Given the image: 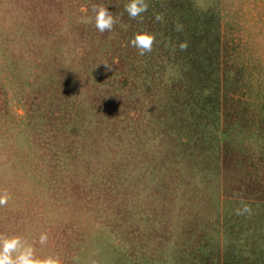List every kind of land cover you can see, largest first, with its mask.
<instances>
[{
    "label": "rangeland",
    "instance_id": "obj_1",
    "mask_svg": "<svg viewBox=\"0 0 264 264\" xmlns=\"http://www.w3.org/2000/svg\"><path fill=\"white\" fill-rule=\"evenodd\" d=\"M128 2L0 0V234L60 264H264V0Z\"/></svg>",
    "mask_w": 264,
    "mask_h": 264
},
{
    "label": "clouds",
    "instance_id": "obj_2",
    "mask_svg": "<svg viewBox=\"0 0 264 264\" xmlns=\"http://www.w3.org/2000/svg\"><path fill=\"white\" fill-rule=\"evenodd\" d=\"M147 0H129L125 5V11L128 16L136 20L142 18L143 14L148 11ZM95 12L94 21L96 29L103 33L105 31L111 32L116 19L112 12L106 6L94 8ZM163 17L160 14L155 15L156 21H162ZM176 30H182V26L177 25ZM156 37L153 33L148 31L137 32L131 39V45L137 49L138 54L143 56L151 53L155 44ZM187 48L186 43L180 44V49ZM106 70H110L111 66L108 63H103ZM11 199V194L6 191H0V206L7 205ZM250 209L244 207L238 214L248 213ZM46 237H41V243H45ZM0 264H60L57 257L49 256L43 260L39 259L34 248L27 243L20 236L13 235L11 237L0 234Z\"/></svg>",
    "mask_w": 264,
    "mask_h": 264
}]
</instances>
